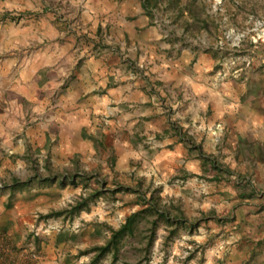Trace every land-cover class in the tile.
<instances>
[{
  "label": "clouds",
  "instance_id": "clouds-1",
  "mask_svg": "<svg viewBox=\"0 0 264 264\" xmlns=\"http://www.w3.org/2000/svg\"><path fill=\"white\" fill-rule=\"evenodd\" d=\"M0 264H264V0H0Z\"/></svg>",
  "mask_w": 264,
  "mask_h": 264
}]
</instances>
